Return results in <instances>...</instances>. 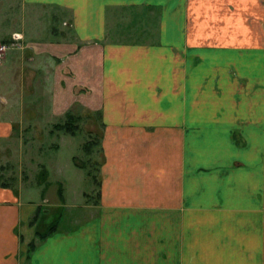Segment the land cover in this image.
<instances>
[{"label":"crops","instance_id":"obj_1","mask_svg":"<svg viewBox=\"0 0 264 264\" xmlns=\"http://www.w3.org/2000/svg\"><path fill=\"white\" fill-rule=\"evenodd\" d=\"M24 2L69 12L74 40L0 64V145L31 97H79L102 161L85 220L29 253L38 204L0 186V264H264V0Z\"/></svg>","mask_w":264,"mask_h":264},{"label":"rangeland","instance_id":"obj_2","mask_svg":"<svg viewBox=\"0 0 264 264\" xmlns=\"http://www.w3.org/2000/svg\"><path fill=\"white\" fill-rule=\"evenodd\" d=\"M69 14L54 6L0 0V43L5 46L0 64L12 52L21 54L39 42L72 41L67 24ZM60 28L64 37L57 32ZM35 92L38 96V90ZM48 98L31 97L30 127L33 129L17 133L16 143L12 139L0 145V186L17 187L21 196L30 199L31 204H38L30 218L38 231L31 241L34 245L42 240L38 234H43L52 224L55 229L71 228L85 220L88 215L85 206L97 200L102 161L99 111L88 108L79 97H62L63 108L54 112ZM66 113L78 117L74 135L55 127L66 121ZM12 143L18 147L12 149ZM31 249L28 245V253Z\"/></svg>","mask_w":264,"mask_h":264},{"label":"trees","instance_id":"obj_3","mask_svg":"<svg viewBox=\"0 0 264 264\" xmlns=\"http://www.w3.org/2000/svg\"><path fill=\"white\" fill-rule=\"evenodd\" d=\"M77 120H78V117H75L74 115H72V113H66V121L63 124H61V126H59L60 124H58V125H55V127L58 126L57 128L61 130L63 129L65 133L74 135L78 129L77 126L74 125V122H76ZM86 147L87 146L84 145V148ZM54 230H55V224H52L48 227V229L45 232H43V234H38V235L41 239H44L47 235L52 233ZM34 246L35 245L32 242L29 243V247L33 248Z\"/></svg>","mask_w":264,"mask_h":264},{"label":"built area","instance_id":"obj_4","mask_svg":"<svg viewBox=\"0 0 264 264\" xmlns=\"http://www.w3.org/2000/svg\"><path fill=\"white\" fill-rule=\"evenodd\" d=\"M4 47H5V46L2 45V44L0 43V54H1V52L3 51L2 49H3Z\"/></svg>","mask_w":264,"mask_h":264}]
</instances>
